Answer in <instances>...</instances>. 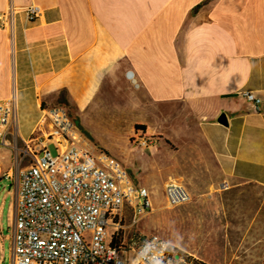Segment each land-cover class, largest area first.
Here are the masks:
<instances>
[{
  "label": "crops",
  "instance_id": "crops-1",
  "mask_svg": "<svg viewBox=\"0 0 264 264\" xmlns=\"http://www.w3.org/2000/svg\"><path fill=\"white\" fill-rule=\"evenodd\" d=\"M30 6L41 12L33 21ZM10 10L12 28L0 24V101L16 94L20 137L45 130V105L64 107L89 139L87 116L127 125L130 143L145 126L164 175L160 189L142 187L150 213L134 223L125 207L127 237L156 234L203 264H264V0H0V15ZM20 110L33 113L30 132H20ZM171 176L188 204L168 207ZM8 181L1 248L12 244L16 213ZM145 218L155 232L139 226Z\"/></svg>",
  "mask_w": 264,
  "mask_h": 264
},
{
  "label": "built area",
  "instance_id": "built-area-1",
  "mask_svg": "<svg viewBox=\"0 0 264 264\" xmlns=\"http://www.w3.org/2000/svg\"><path fill=\"white\" fill-rule=\"evenodd\" d=\"M25 13L33 21L41 12L30 6ZM13 18L10 10L0 15V22L12 28ZM243 95L255 106L262 103L253 93ZM16 115V94L0 101V149L15 151L17 166L23 158H31L14 181L12 264H203L187 261L156 234L129 238L121 231L127 205L134 223L151 212L150 193L133 186L115 160L95 152L64 107L45 110L53 131L47 136L44 131L33 133L28 141L17 131ZM19 138L22 148L16 146ZM133 142L144 147L151 144L142 132L135 134ZM164 192L170 208L191 200L176 179L167 181Z\"/></svg>",
  "mask_w": 264,
  "mask_h": 264
},
{
  "label": "rangeland",
  "instance_id": "rangeland-1",
  "mask_svg": "<svg viewBox=\"0 0 264 264\" xmlns=\"http://www.w3.org/2000/svg\"><path fill=\"white\" fill-rule=\"evenodd\" d=\"M1 26L3 27L2 24ZM48 108L51 107H49L48 105H45L43 107L44 111ZM31 111L33 112L34 110ZM71 115L76 121L77 118L75 117V115L72 113ZM18 120L20 132L23 133L30 132L35 123L33 113H28L26 114V116H24L22 110L18 112ZM108 120L110 119L98 115L87 116V118L85 119V126L88 128L91 135L95 137V139H89L87 134H85L83 128L81 126L79 127L78 125L80 130L87 137L86 141L88 145L93 148L95 152L107 155L109 158L115 160L121 167L125 168L128 173L129 179L134 184V186L147 188L154 186V189H160L158 185L161 180L159 181V179L162 175H164V171H159V168H163V166H160L161 163L157 161V157H150L147 149L144 146H138L137 144H135L133 142L134 140H131L130 143L126 136V134L129 133V131L126 130L127 125L123 123V125L113 123ZM49 124L50 122H47L44 127L45 130L43 133L46 136L51 133ZM38 129L41 128L39 127ZM162 144L165 143L163 142ZM16 146L18 148H22L24 147V142L19 138L16 141ZM50 149L54 152L53 146H50ZM143 153H145V155H143ZM15 158L16 154L12 149L6 148L5 150L0 151V194L4 189L5 191H7L9 189V186L12 184V182L10 183L8 181L9 179L7 177L10 175L11 180H17L19 170L24 168L31 161L30 156H28L26 158H23L20 166H17L14 164ZM170 178L175 177L171 176ZM168 180L169 179L164 182L162 188L165 186ZM153 192L154 194H156V197H158L160 200L162 199V194L159 190H154ZM154 205V211H157L160 208L158 207L159 202L155 201ZM151 220L145 218L139 226L144 227L146 231L153 233L155 232V228L153 227L154 223ZM127 223H129V219H127ZM0 264H12L11 242L7 241L4 243L2 248L0 247Z\"/></svg>",
  "mask_w": 264,
  "mask_h": 264
},
{
  "label": "trees",
  "instance_id": "trees-1",
  "mask_svg": "<svg viewBox=\"0 0 264 264\" xmlns=\"http://www.w3.org/2000/svg\"><path fill=\"white\" fill-rule=\"evenodd\" d=\"M146 131V127L143 125H135V133H140L142 132V134H145ZM134 139H132L133 141ZM177 250V249H176ZM179 254L184 257L187 261H192V259H190L189 257H187V255L181 251H179Z\"/></svg>",
  "mask_w": 264,
  "mask_h": 264
},
{
  "label": "bare ground",
  "instance_id": "bare-ground-1",
  "mask_svg": "<svg viewBox=\"0 0 264 264\" xmlns=\"http://www.w3.org/2000/svg\"><path fill=\"white\" fill-rule=\"evenodd\" d=\"M12 25H13V23H12ZM49 127H50V130L52 132L53 131V126H52L51 123L49 124ZM120 229H121V231H124V222H120Z\"/></svg>",
  "mask_w": 264,
  "mask_h": 264
},
{
  "label": "water",
  "instance_id": "water-1",
  "mask_svg": "<svg viewBox=\"0 0 264 264\" xmlns=\"http://www.w3.org/2000/svg\"><path fill=\"white\" fill-rule=\"evenodd\" d=\"M219 122H220L221 124H224V125L227 124V123H226V117H225L224 115H222L221 118L219 119Z\"/></svg>",
  "mask_w": 264,
  "mask_h": 264
}]
</instances>
